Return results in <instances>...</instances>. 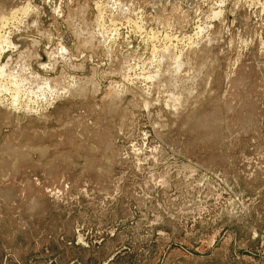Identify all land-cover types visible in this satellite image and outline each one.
<instances>
[{
	"label": "rangeland",
	"instance_id": "obj_1",
	"mask_svg": "<svg viewBox=\"0 0 264 264\" xmlns=\"http://www.w3.org/2000/svg\"><path fill=\"white\" fill-rule=\"evenodd\" d=\"M263 4L0 0V264H264Z\"/></svg>",
	"mask_w": 264,
	"mask_h": 264
},
{
	"label": "bare ground",
	"instance_id": "obj_2",
	"mask_svg": "<svg viewBox=\"0 0 264 264\" xmlns=\"http://www.w3.org/2000/svg\"><path fill=\"white\" fill-rule=\"evenodd\" d=\"M155 1H156V0H155ZM169 1H170V0H169ZM98 5H99V4H98ZM129 5H130V4H129ZM263 5H264V4H263ZM25 6H26V5H25ZM25 6H24V8L26 9ZM94 7H95V6H94ZM261 7H262V6H261ZM155 8H156V7H155ZM27 9H29V7H28ZM27 9H26V10H27ZM127 9H128V8H127ZM19 10H20V9H19ZM22 10H23V9H21V11H22ZM26 10H25V11H26ZM15 11H16V10H15ZM49 11H50V10H49ZM218 11H219V10H218ZM17 12H18V11H17ZM22 12H24V11H22ZM11 13H12V12H11ZM25 13H26V12H25ZM25 13H24V14H25ZM216 13H217V12H216ZM9 14H10V13H9ZM214 14H215V13H214ZM217 14H218V13H217ZM217 14H215V15H217ZM1 15L3 16V14H1ZM1 15H0V16H1ZM4 15H5V14H4ZM10 15H12V14H10ZM15 15H16V12H15ZM15 15H14V16H15ZM135 15H136V14H135ZM218 15H219V14H218ZM12 16H13V15H12ZM138 17H139V16H138ZM0 18H1V17H0ZM2 18H3V19H2ZM2 18H1V22H0V23H2V20H3V21L6 20V19H4V16H3ZM5 18H6V17H5ZM8 18H9V17H8ZM10 18H12V17H10ZM15 18H16V17H15ZM31 18H32V17H31ZM36 18H37V17H36ZM213 18H214V17H213ZM7 20H8V19H7ZM14 20H15V19H14ZM77 21H79V20H77ZM130 21H131V20H130ZM4 22H5V21H4ZM4 22H3V23H4ZM7 22H8V21H7ZM20 22H21V21H20ZM127 22H128V21H127ZM127 22H126V23H127ZM70 23H71V20H70ZM76 23H78V22H76ZM83 23H84V22H83ZM5 24H6V23H5ZM97 24H98V23H97ZM111 24H112V23H111ZM113 24H114V23H113ZM3 25H4V24H3ZM66 25H67V24H66ZM68 25H69V24H68ZM71 25H73V24H71ZM101 25H102V24H101ZM103 25H104V24H103ZM4 26H5V25H4ZM4 26H2V24L0 25L1 30H2V27H4ZM76 26H77V25H76ZM76 26L74 25V27H76ZM99 26H100V25H99ZM113 27H114V26H113ZM208 27H209V26H208ZM69 28H70V27H69ZM76 28L78 29V27H76ZM123 28H124V27H123ZM73 29H74V28H73ZM79 29H80V28H79ZM100 29H101V28H100ZM3 30H4V29H3ZM3 30H2V31H3ZM50 30H51V29H50ZM71 30H72V29H71ZM69 31H70V30H69ZM72 31H75V29L72 30ZM80 31H81V30H80ZM127 31H128V30H127ZM144 32H145V31H144ZM78 33H79V31H78ZM81 33H82V32H81ZM85 34H87V33H85ZM138 34H139V33H138ZM198 34H199V33H198ZM5 35H6V33H5ZM75 35H76V34H75ZM79 35H81V34H79ZM165 36H166V35H165ZM6 37H9V36L6 35ZM6 37L3 36L2 33H0V56H1V54L3 53L4 48L7 49L6 47H10L9 45L11 44L10 42H8L9 40H8ZM76 37H77V36H76ZM139 37H140V36H139ZM166 37H167V36H166ZM166 37H165V38H166ZM10 38H11V37H10ZM18 38H19V37H18ZM77 38H78V37H77ZM181 38H182V37H181ZM150 39H151V38H150ZM155 40H156V39H155ZM83 41H84V39H83ZM85 41H86V38H85ZM169 41H170V39H169ZM85 43H86V42H85ZM13 44H14V43H13ZM81 44H82V43H81ZM83 45H84V44H83ZM18 46H19V45H18ZM18 46H17V47H18ZM67 46H68V45H67ZM84 46H85V45H84ZM154 46H155V45H154ZM15 47H16V46H15ZM173 47H174V46H173ZM13 48H14V47H13ZM60 48H61V47H60ZM9 49H10V48H9ZM27 49H28V48H27ZM27 49H26V50H27ZM53 49H54V48H53ZM26 50H25V51H26ZM76 51H77V50H76ZM173 51H174V49H173ZM53 53H54V52H53ZM15 54H16V53H15ZM55 54H56V53H55ZM55 54H54V55H55ZM31 56H32V54H31ZM29 57H30V55H29ZM29 57H28V58H29ZM32 57H33V56H32ZM49 57H50V56H49ZM180 58H181V57H180ZM0 59H1V58H0ZM15 59H16V58H15ZM174 59H175V58H174ZM1 60H2V59H1ZM10 61H12V60H10ZM10 61H9V64H10ZM23 61H24V60H23ZM160 61H161V60H160ZM1 62H2V61H1ZM1 62H0V63H1ZM7 63H8V62H7ZM24 63H25V62H24ZM28 63H29V62H28ZM28 63H27V64H28ZM17 65H18V64H17ZM177 65H178V64H177ZM181 65H182V64H181ZM8 66H9V65H8ZM21 66H22V65H21ZM28 66H29V65H28ZM40 66H41V65H40ZM16 67H17V66H16ZM22 67H24V66H22ZM22 67H20V68L22 69ZM6 68H7L6 64L0 65V105H2V104H1V103H3L2 98H4L3 96L5 95V94L3 95V93H2L3 91L7 93L9 90H12V91H13V94H16V95L18 96L17 92L19 93V91H17V90H20L19 87H20V86H21V87L23 86V85H21V82H18V79H17V81H13V80L9 79V76L7 75V72H5ZM24 68H25V67H24ZM31 68H32V67H31ZM70 69H71V68H70ZM11 70H12V69H11ZM11 70H9V71H11ZM179 70H180V69H179ZM13 71H15V70H12V72H13ZM19 71H20V70H19ZM21 71H22V70H21ZM22 72H24V71H22ZM25 72H27V70H26ZM29 72H30V71H29ZM165 72H166V71H165ZM10 73H11V72H10ZM10 73H9V74H10ZM15 73H16V71H15ZM18 73H19V72H18ZM18 73L16 74V76L18 75ZM39 73H40V72H39ZM20 74L22 75L23 73H20ZM156 74H157V73H156ZM169 74H170V73H169ZM12 75H13V74H12ZM12 75H11V77H13ZM14 75H15V74H14ZM32 75H33V74H32ZM34 75H35V74H34ZM153 75H154V74H153ZM175 75H176V74H175ZM11 77H10V78H11ZM17 77L19 78V75H18ZM29 77H30V76H29ZM34 77H35V76H34ZM34 77H33V78H34ZM148 77H149V76H148ZM148 77H147V78H148ZM25 78H26V77H25ZM141 78H142V77H141ZM12 79H13V78H12ZM37 79H39V78L37 77ZM40 79H41V78H40ZM124 79H125V78H124ZM20 80H21V79H20ZM28 80H29V79H28ZM43 80H45V79H43ZM69 80H70V79H69ZM23 81H25V79H23ZM26 81H27V79H26ZM49 81H50V80H49ZM37 82H38V81H37ZM40 82H41V81H40ZM40 82H39V83H40ZM23 83H25V82H23ZM23 83H22V84H23ZM32 83H33V82H32ZM32 83H31V84H32ZM43 83H44V82H43ZM35 84H36V83H35ZM40 84H42V82H41ZM44 84H45V83H44ZM45 85H46V84H45ZM45 85H44V87H46ZM51 85H52V84H51ZM53 85H55V84H53ZM34 86H35V88H36L37 85H34ZM25 87H26V86H25ZM25 87H24V88H25ZM30 87H32V85H30ZM38 87H39V86H37V88H38ZM40 87H43V85L40 86ZM44 87H43V88H44ZM53 87H54V86H53ZM53 87H52V89H53ZM12 88H13V89H12ZM26 89H27V88H26ZM31 89H32V88H31ZM47 89H48V86H47V88L45 89V91H46ZM32 90H33V89H32ZM32 90H30V92H31ZM53 90H54V89H53ZM25 91H26V90H25ZM35 91H36V90H35ZM37 91H40V88H39V90H37ZM49 91H50V89H49ZM49 91H48V92H49ZM51 91H52V90H51ZM55 92H56V90H55ZM55 92H54V93L52 92V93L55 94ZM21 93H23V91H21ZM32 93H33V92H32ZM39 93H43V92H39ZM49 93H50V92H49ZM52 93H50L51 96L53 95ZM192 93H193V92H192ZM24 94H25V93H24ZM24 94H23V95H24ZM33 94H37V92H36V93L34 92ZM33 94H32V95H33ZM44 94H45V92H44ZM44 94H43V95H44ZM47 94H48V93H47ZM43 95H41V96H42V97H45V96H43ZM45 95H46V94H45ZM169 95H170V94H169ZM10 96H11V95H10ZM13 96H14V95H13ZM17 96H16V99H17L16 101L18 102L20 98H17ZM25 96H26V95H25ZM25 96H24V97H25ZM33 96H35V95H33ZM48 96H49V94H48ZM11 97H12V96H11ZM14 97H15V96H14ZM46 97H47V96H46ZM56 97H59V96L56 95ZM7 98H8V97H7ZM12 98H13V97H12ZM12 98H10V99H12ZM22 98H23V96H22ZM25 98H26V97H25ZM27 98H28V97H27ZM34 98H35V97H34ZM47 98H50V97H47ZM36 99H38V98L36 97ZM172 99H173V98H172ZM21 100H22V99H21ZM49 100H50V99H48V101H49ZM12 101H13V100H12ZM14 101H15V100H14ZM41 101H42V99H41ZM17 102H16V103H17ZM43 102H44V101H43ZM46 102H47V101H46ZM177 102H178V101H177ZM7 103H8V102H7ZM10 103H11V102H10ZM12 103L15 104L14 102H12ZM33 103H34V102H33ZM33 103H31V104H33ZM49 103H50V102H49ZM49 103H48V105H49ZM3 104H4V103H3ZM5 104H6V103H5ZM8 104H9V103H8ZM8 104H7V105H8ZM17 104H18V103H17ZM24 104H25V102H24ZM27 104H28V102H27ZM45 104H46V103H45ZM171 104H172V103H171ZM7 105H6V106H7ZM22 105H23V103H22L20 106H22ZM35 105H36V104H35ZM38 105H39V104H38ZM46 105H47V104H46ZM2 106H3V105H2ZM18 106H19V105H18ZM18 106H16V107H18ZM20 106H19V107H20ZM26 106H27V105H26ZM8 107H9V106H8ZM12 107H13V106H11V108H12ZM19 107H18V108H19ZM29 107H30V106H29ZM13 108H14V107H13ZM6 109H7V108H6ZM22 109H25L24 106H23ZM35 109H36V108H35ZM14 110H15V109H14ZM28 110H29V109H28ZM30 110H31V109H30ZM26 111H27V110H26ZM31 112H32V111H31Z\"/></svg>",
	"mask_w": 264,
	"mask_h": 264
}]
</instances>
